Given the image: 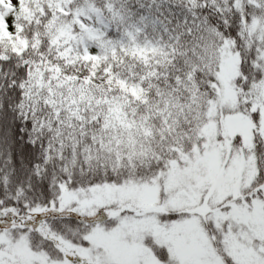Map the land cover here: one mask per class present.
<instances>
[{
  "label": "snow or ice",
  "instance_id": "snow-or-ice-1",
  "mask_svg": "<svg viewBox=\"0 0 264 264\" xmlns=\"http://www.w3.org/2000/svg\"><path fill=\"white\" fill-rule=\"evenodd\" d=\"M0 264H264V0H0Z\"/></svg>",
  "mask_w": 264,
  "mask_h": 264
}]
</instances>
